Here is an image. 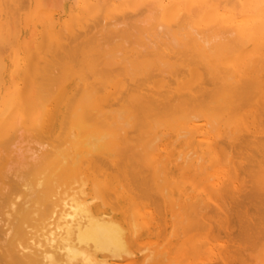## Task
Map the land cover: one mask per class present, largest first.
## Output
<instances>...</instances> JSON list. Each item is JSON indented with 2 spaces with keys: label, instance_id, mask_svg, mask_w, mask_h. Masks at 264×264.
<instances>
[{
  "label": "bare ground",
  "instance_id": "6f19581e",
  "mask_svg": "<svg viewBox=\"0 0 264 264\" xmlns=\"http://www.w3.org/2000/svg\"><path fill=\"white\" fill-rule=\"evenodd\" d=\"M0 264H264V0H0Z\"/></svg>",
  "mask_w": 264,
  "mask_h": 264
}]
</instances>
